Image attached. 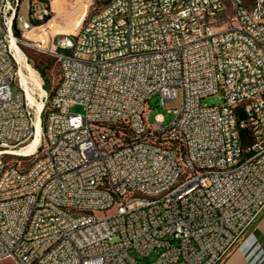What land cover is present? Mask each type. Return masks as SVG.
Returning a JSON list of instances; mask_svg holds the SVG:
<instances>
[{
	"label": "built area",
	"instance_id": "1",
	"mask_svg": "<svg viewBox=\"0 0 264 264\" xmlns=\"http://www.w3.org/2000/svg\"><path fill=\"white\" fill-rule=\"evenodd\" d=\"M100 1L39 42L27 32L53 18L52 0H0V264H138L132 252L155 250L147 264H218L264 212V0ZM13 39L58 63L39 113ZM179 90L171 123L151 122V98ZM38 119L42 141L21 151Z\"/></svg>",
	"mask_w": 264,
	"mask_h": 264
},
{
	"label": "rangeland",
	"instance_id": "2",
	"mask_svg": "<svg viewBox=\"0 0 264 264\" xmlns=\"http://www.w3.org/2000/svg\"><path fill=\"white\" fill-rule=\"evenodd\" d=\"M256 0H245L247 6H252ZM95 3L90 5L89 0H61L60 3L54 2L53 9L55 11L53 18L42 28L35 29L31 33L27 34L29 38L37 40L39 42L46 40L47 32L57 33V32H73L75 29L79 28L82 21L86 20L93 12H96L102 7V1L95 0ZM22 12L26 13V1L23 3ZM23 39H25L22 36ZM18 45L22 52L23 57L25 60L31 64V66L35 69L37 77L40 79L42 86L44 87L45 80L42 77L40 71L37 69L36 66L43 68L46 70L47 78L50 84V90H47L48 93V100H50V92L54 89V87L58 84L59 80V67L58 63L56 62L55 58L50 56L49 54L44 53L43 51L39 50L37 47L31 46L26 44L24 41H19ZM15 54L18 59L17 52L15 50ZM19 61V59H18ZM20 68L21 63L19 62ZM40 73V74H39ZM27 75L31 76L28 71ZM31 76V87L33 89L34 96L37 100L43 101L45 100V93H42L40 89L37 88L35 80L32 79ZM45 88V87H44ZM13 91L19 92L20 88L16 83L12 84ZM42 93V94H41ZM42 99V100H41ZM29 100V99H28ZM209 104H222V99L220 98V94L212 95L208 97L206 100ZM31 105L33 106L35 112H37V106H34L31 100H29ZM182 104V93L179 90L178 98L173 102L162 103L161 99L158 95H154L151 100L149 101V119L151 122L155 121V117L157 115H162L164 117V124L168 125L171 123L172 119H174V114L169 111V109L179 108ZM47 103L43 115H45V125L47 119ZM72 113H84L85 108L83 105L75 104L71 107ZM237 118L242 120L245 118V106L240 105L236 109ZM240 139L241 145L246 150L254 143V138L252 135V131L250 128H243L240 130ZM252 153H248V156H251ZM35 156L32 157H20L19 161L21 162L20 165L22 168H26L30 165L32 160ZM114 210L109 211L113 213ZM99 216L104 215V212H99ZM264 224V212L261 215V218L258 220L257 225L261 226ZM256 231V238L255 235L253 236V257L256 260L257 264H264V235H261ZM133 255L138 260V264H147L148 261H152L156 259L159 255L158 251H152L148 256H142L135 252H132Z\"/></svg>",
	"mask_w": 264,
	"mask_h": 264
},
{
	"label": "bare ground",
	"instance_id": "3",
	"mask_svg": "<svg viewBox=\"0 0 264 264\" xmlns=\"http://www.w3.org/2000/svg\"><path fill=\"white\" fill-rule=\"evenodd\" d=\"M60 1L61 0H52V4H54V2L60 3ZM31 32L32 31L27 32V34H29ZM14 37H15V35H14ZM13 47L16 50L19 62L21 63V68L19 70V80L21 82L22 87L25 90L27 99L31 100V102L33 103L34 106H37V113H39V111L43 107V103L41 101L37 100L34 96L35 92L33 91L32 87H31V84H32L31 80H30L31 76L33 77L32 79L35 80L37 88L40 89L42 91V93H45V88L42 86L40 79L37 77L35 69L23 57L22 52L20 50V47H19L18 43L15 42V39H13ZM27 71L31 75L30 77H29V75H27ZM41 141H42V127L40 126V122L38 119L37 131H36L35 136L31 139L30 145H28V147H26V149L24 148L21 151H28L29 152V149L32 150ZM26 154H29V153H26Z\"/></svg>",
	"mask_w": 264,
	"mask_h": 264
},
{
	"label": "crops",
	"instance_id": "4",
	"mask_svg": "<svg viewBox=\"0 0 264 264\" xmlns=\"http://www.w3.org/2000/svg\"><path fill=\"white\" fill-rule=\"evenodd\" d=\"M261 218V217H260ZM264 235V224L256 225L249 233L248 238L241 245L234 246L218 264H257L253 257V236L256 231Z\"/></svg>",
	"mask_w": 264,
	"mask_h": 264
},
{
	"label": "trees",
	"instance_id": "5",
	"mask_svg": "<svg viewBox=\"0 0 264 264\" xmlns=\"http://www.w3.org/2000/svg\"><path fill=\"white\" fill-rule=\"evenodd\" d=\"M14 32H15V35L18 37V38H22V35H21V32L20 30L18 29L16 23L14 24ZM37 69L40 71L42 77L44 78L45 80V83H44V87L46 90H50V84H49V80L47 78V73H46V70L43 69V68H40L39 66H36ZM53 95V90L50 92V98L52 97ZM46 128V125H45V115H43V129Z\"/></svg>",
	"mask_w": 264,
	"mask_h": 264
}]
</instances>
